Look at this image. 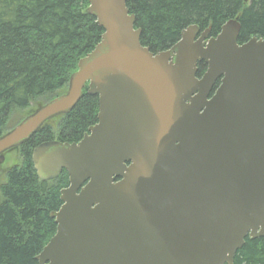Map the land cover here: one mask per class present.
<instances>
[{
  "label": "water",
  "instance_id": "obj_1",
  "mask_svg": "<svg viewBox=\"0 0 264 264\" xmlns=\"http://www.w3.org/2000/svg\"><path fill=\"white\" fill-rule=\"evenodd\" d=\"M104 29L66 93L0 136L6 152L98 96L77 142L34 148L37 175L69 185L39 264H234L264 237V37L240 43L238 17L216 36L190 25L165 51L141 43L127 0H89ZM207 65L199 75V64ZM219 82V83H218Z\"/></svg>",
  "mask_w": 264,
  "mask_h": 264
},
{
  "label": "trees",
  "instance_id": "obj_2",
  "mask_svg": "<svg viewBox=\"0 0 264 264\" xmlns=\"http://www.w3.org/2000/svg\"><path fill=\"white\" fill-rule=\"evenodd\" d=\"M89 0H0V136L40 105L66 93L79 61L101 42L104 29L88 12ZM141 43L154 53L165 51L188 26L211 29L216 36L239 18V42L264 37V0H127ZM207 69L199 64V75ZM219 83V82H218ZM21 120L9 127L11 117ZM98 96L83 91L74 109L46 121L21 146L19 162L0 166V264H39L36 257L56 233L51 213L61 205L69 185L67 171L52 181L37 175L32 153L48 141L77 142L97 123ZM9 151V152H11ZM234 264H264V237L246 238Z\"/></svg>",
  "mask_w": 264,
  "mask_h": 264
},
{
  "label": "rangeland",
  "instance_id": "obj_3",
  "mask_svg": "<svg viewBox=\"0 0 264 264\" xmlns=\"http://www.w3.org/2000/svg\"><path fill=\"white\" fill-rule=\"evenodd\" d=\"M21 115L23 116L22 112L14 114L11 117V120L9 121L8 126L12 127L16 124L17 121L19 122L22 118ZM6 158H7L6 162L4 164L0 165L1 168L3 169V171L7 170L9 167H11V165L14 163L15 160L19 162V152L18 151H12L6 155ZM4 180H5V175H0V183Z\"/></svg>",
  "mask_w": 264,
  "mask_h": 264
}]
</instances>
